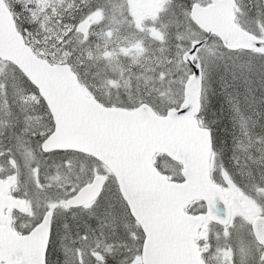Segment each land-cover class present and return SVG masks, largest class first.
<instances>
[{"label": "snow or ice", "instance_id": "6c2138e0", "mask_svg": "<svg viewBox=\"0 0 264 264\" xmlns=\"http://www.w3.org/2000/svg\"><path fill=\"white\" fill-rule=\"evenodd\" d=\"M0 264H264V0H0Z\"/></svg>", "mask_w": 264, "mask_h": 264}]
</instances>
